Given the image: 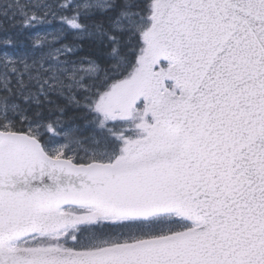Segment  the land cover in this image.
<instances>
[{
	"label": "snow or ice",
	"instance_id": "6c2138e0",
	"mask_svg": "<svg viewBox=\"0 0 264 264\" xmlns=\"http://www.w3.org/2000/svg\"><path fill=\"white\" fill-rule=\"evenodd\" d=\"M0 264H264V0H0Z\"/></svg>",
	"mask_w": 264,
	"mask_h": 264
},
{
	"label": "trees",
	"instance_id": "16d2710c",
	"mask_svg": "<svg viewBox=\"0 0 264 264\" xmlns=\"http://www.w3.org/2000/svg\"><path fill=\"white\" fill-rule=\"evenodd\" d=\"M85 51H92V49L88 45H85ZM76 115L78 114L70 112L69 119L66 120V123L73 128H78L80 133L82 134V138H86L89 135V132L85 126V122L81 119H74Z\"/></svg>",
	"mask_w": 264,
	"mask_h": 264
}]
</instances>
